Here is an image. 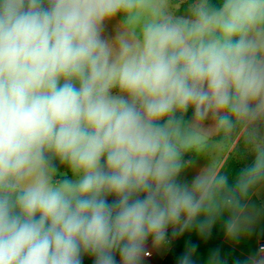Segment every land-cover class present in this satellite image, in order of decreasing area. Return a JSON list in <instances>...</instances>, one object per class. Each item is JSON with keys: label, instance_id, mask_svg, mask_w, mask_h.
I'll return each instance as SVG.
<instances>
[{"label": "clouds", "instance_id": "obj_1", "mask_svg": "<svg viewBox=\"0 0 264 264\" xmlns=\"http://www.w3.org/2000/svg\"><path fill=\"white\" fill-rule=\"evenodd\" d=\"M209 120L251 128L253 158L189 179ZM260 126L264 0H0V264H143L217 224L239 239ZM177 264L228 261L185 241Z\"/></svg>", "mask_w": 264, "mask_h": 264}, {"label": "crops", "instance_id": "obj_2", "mask_svg": "<svg viewBox=\"0 0 264 264\" xmlns=\"http://www.w3.org/2000/svg\"><path fill=\"white\" fill-rule=\"evenodd\" d=\"M112 35V27L109 25L105 31V36L110 38ZM188 117H191V111H189ZM211 125L212 121L209 120L206 124L208 142L204 150L186 157L189 161V179L192 175L202 171L210 170L216 174L229 175V171L232 169H242L231 157L230 152L249 127H238L232 142L222 144L216 140L218 132L211 128ZM262 127L264 126H260L256 130H262ZM249 157L252 159L253 155ZM247 207L252 217V223L249 233L239 239L229 240L224 235L221 224H217L213 228L206 240L200 239L195 234H185L183 237L174 238L170 236L168 243L152 247L149 250V254L143 259V264H177L178 257L183 252L185 241L196 244L200 252H207L210 249L219 250L222 258L227 259L228 264H241L247 258L260 253V245L264 242V185L259 186L251 194ZM261 254L264 255V253ZM82 264H93V259L85 256Z\"/></svg>", "mask_w": 264, "mask_h": 264}, {"label": "trees", "instance_id": "obj_3", "mask_svg": "<svg viewBox=\"0 0 264 264\" xmlns=\"http://www.w3.org/2000/svg\"><path fill=\"white\" fill-rule=\"evenodd\" d=\"M253 131L251 128H248L244 134L242 135V137L240 138V140L237 142V144L232 148L230 155L231 157L236 160V162L238 163V165L241 168H244L249 161L251 160V157H249L246 152L248 151L247 148V138L250 134V132ZM262 131L264 133V127H262ZM235 133H236V129L233 131V133L228 136V137H224L222 133H218L216 140L222 144H228L230 142H232V140L235 137ZM62 171L65 169H61Z\"/></svg>", "mask_w": 264, "mask_h": 264}, {"label": "rangeland", "instance_id": "obj_4", "mask_svg": "<svg viewBox=\"0 0 264 264\" xmlns=\"http://www.w3.org/2000/svg\"><path fill=\"white\" fill-rule=\"evenodd\" d=\"M255 134H256L258 137L264 138V133H263V131H262L261 129H260V130H256V129H255ZM247 148H248V151L246 152V154H247L248 156L253 155V154H254V147H253V145L250 144V143H248V144H247ZM188 170H189V168H188Z\"/></svg>", "mask_w": 264, "mask_h": 264}, {"label": "built area", "instance_id": "obj_5", "mask_svg": "<svg viewBox=\"0 0 264 264\" xmlns=\"http://www.w3.org/2000/svg\"><path fill=\"white\" fill-rule=\"evenodd\" d=\"M264 248V242L260 245V249Z\"/></svg>", "mask_w": 264, "mask_h": 264}]
</instances>
